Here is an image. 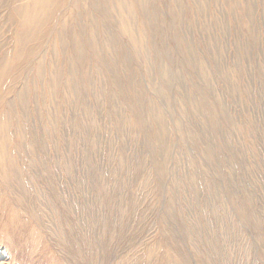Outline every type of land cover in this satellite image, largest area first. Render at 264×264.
<instances>
[{
  "label": "rangeland",
  "instance_id": "1",
  "mask_svg": "<svg viewBox=\"0 0 264 264\" xmlns=\"http://www.w3.org/2000/svg\"><path fill=\"white\" fill-rule=\"evenodd\" d=\"M25 1L0 264H264V0H62L33 56Z\"/></svg>",
  "mask_w": 264,
  "mask_h": 264
},
{
  "label": "bare ground",
  "instance_id": "2",
  "mask_svg": "<svg viewBox=\"0 0 264 264\" xmlns=\"http://www.w3.org/2000/svg\"><path fill=\"white\" fill-rule=\"evenodd\" d=\"M58 1L62 2V0H27L22 5L15 7L13 16L20 18L18 20V43L20 44L22 42L21 44H27L25 56H33L39 50L41 43L45 38L47 27L53 23V11L60 3ZM80 41V37L75 39L76 46L81 45ZM22 56L15 59V64H2L0 66V74H2L4 78H8L10 71H12V66H17L21 62ZM190 62L192 61L190 60ZM57 83L58 81L56 82V85ZM20 95L21 100L26 102L27 98L25 94L21 92ZM0 144V148L2 147L4 150L7 149L9 145L8 138L2 132H0ZM0 161L6 166L10 163L3 171L8 176L12 175V169H9L13 162L11 156H5Z\"/></svg>",
  "mask_w": 264,
  "mask_h": 264
}]
</instances>
